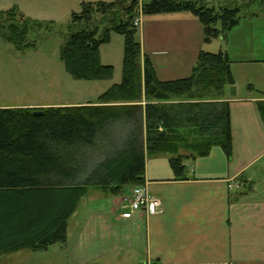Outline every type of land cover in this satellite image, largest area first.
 Returning <instances> with one entry per match:
<instances>
[{"label": "trees", "instance_id": "obj_1", "mask_svg": "<svg viewBox=\"0 0 264 264\" xmlns=\"http://www.w3.org/2000/svg\"><path fill=\"white\" fill-rule=\"evenodd\" d=\"M254 1L216 8L205 0H150L140 8L143 15L189 12L202 24L204 42L209 43L238 25L243 7ZM138 3L88 2L71 14L60 58L75 79H110L113 66L101 62L99 47L110 41L111 32L124 38L121 81L97 102L41 108L42 115H35L34 108H0V259L64 242L67 221L89 187L118 196L126 186L142 185L145 153L169 154L177 178L186 177L183 159L188 156L181 150L198 157L221 146L230 155V109L224 96L234 79L227 53L203 50L188 77L159 80L149 59L142 61L132 24ZM104 22L107 26L100 31ZM47 23L26 17L16 7L1 10L0 38L18 50L34 48L30 33L49 31L51 21ZM247 90L255 91L252 85ZM255 105L264 123V99ZM120 122L132 123L125 148L94 169L82 170L77 156L94 148L105 129Z\"/></svg>", "mask_w": 264, "mask_h": 264}, {"label": "crops", "instance_id": "obj_2", "mask_svg": "<svg viewBox=\"0 0 264 264\" xmlns=\"http://www.w3.org/2000/svg\"><path fill=\"white\" fill-rule=\"evenodd\" d=\"M97 1L112 0H19L13 7L37 20L49 11L56 15ZM148 1L138 0L140 5ZM205 1L216 8L228 4L227 0ZM26 4L32 6L30 13L22 9ZM252 18L244 20L249 23L246 29L240 21L220 38L256 42L257 51L264 53V30ZM137 33L142 61L149 59L161 81L188 77L208 45L202 24L189 12L141 14ZM234 50L239 57H231L228 46L222 50L231 60L236 87L234 98L228 95L229 86L224 96L230 109V155L221 146L198 157L181 150L188 156L183 159L186 177L177 178L169 154L145 153L142 186L159 200V207L132 212L122 208L117 196L84 197L67 221L65 241L30 252L40 255L35 264H264V123L255 105L264 99V87L259 85L264 72L262 80L244 72L238 81L233 68L236 63L264 64V55L245 59L242 49ZM248 85L255 91L249 92ZM233 184L237 186L231 188Z\"/></svg>", "mask_w": 264, "mask_h": 264}, {"label": "rangeland", "instance_id": "obj_3", "mask_svg": "<svg viewBox=\"0 0 264 264\" xmlns=\"http://www.w3.org/2000/svg\"><path fill=\"white\" fill-rule=\"evenodd\" d=\"M15 1L19 2V0H0V10L10 9ZM26 1L31 0H20L21 3ZM225 2L231 5L237 2L241 5L243 0H227ZM22 9L29 12V10L32 11V6L31 4H26L22 6ZM69 9L56 15L53 11H49L44 19H37L48 23L51 21V24L47 23L48 26L50 25L49 31L42 29L30 33L29 37L36 41L34 48L18 50L14 45L0 38V108L15 106L48 108L63 106L68 102L82 103L92 101L95 103L98 100V95L102 94L113 84H118L121 81L124 38L115 32L110 33V41L108 43L101 44L99 47L101 62L113 66V74L110 79H75L65 69L60 58V50L63 43L62 37L70 24L71 14L80 11V7L76 6ZM243 12V17L240 20L244 24L242 28L246 29L247 24H249L245 23L244 20L254 17L253 22H257V27L264 30V2L256 0L248 7H243ZM251 14H254V16H251ZM106 26L107 22L99 24V30L102 31ZM36 36L39 37L36 38ZM136 38L138 39V33ZM207 44L206 51L211 52H217L219 49L225 50L226 46H228L231 49V57H239L238 52L234 50L235 48L242 49L243 58L245 59H252L253 55H258L257 57L264 55L263 51H257L260 49L256 42H248L243 38L240 41H236L233 36L230 38L224 37V39L218 37L213 39L212 43ZM246 48H253L254 50L251 49L249 51ZM233 68L237 74L238 81L241 80V74L244 72L256 75L257 80L262 78L261 74L264 72V64L261 62L236 63ZM259 85L264 87V82L261 81ZM34 109L40 110L41 108ZM131 126L132 123L120 122L117 125L113 124L107 127L94 148L87 149L81 156H77L79 158H76V161L81 166V169L85 172L94 169L100 160L112 156L118 149L122 150L125 148L124 140L130 133ZM130 188L131 186H126L122 194L117 196L119 198L118 201L123 204V209H127L125 206L127 202L124 201L129 196ZM104 196L95 187H89L86 195H84L88 199ZM30 252V250L23 249L14 253L4 254L1 256L0 264L38 263L40 260H35V258H40V255L37 256V253ZM11 254H16V256L14 255V257ZM23 254L25 255L20 258L19 255Z\"/></svg>", "mask_w": 264, "mask_h": 264}, {"label": "built area", "instance_id": "obj_4", "mask_svg": "<svg viewBox=\"0 0 264 264\" xmlns=\"http://www.w3.org/2000/svg\"><path fill=\"white\" fill-rule=\"evenodd\" d=\"M141 8L138 6L136 15L132 19V24L138 27L140 24ZM231 188L236 187L237 184L229 185ZM239 186V185H238ZM127 204L125 205L130 211L138 210H155L159 207L158 199L152 198L142 185L131 186L129 196L125 198Z\"/></svg>", "mask_w": 264, "mask_h": 264}, {"label": "water", "instance_id": "obj_5", "mask_svg": "<svg viewBox=\"0 0 264 264\" xmlns=\"http://www.w3.org/2000/svg\"><path fill=\"white\" fill-rule=\"evenodd\" d=\"M228 95L231 98H234L236 96V87L235 85H230L229 89H228ZM35 115H42V111L41 110H36L34 111Z\"/></svg>", "mask_w": 264, "mask_h": 264}]
</instances>
